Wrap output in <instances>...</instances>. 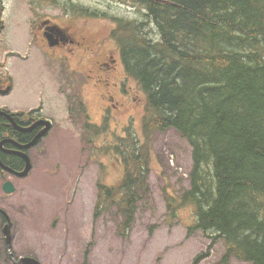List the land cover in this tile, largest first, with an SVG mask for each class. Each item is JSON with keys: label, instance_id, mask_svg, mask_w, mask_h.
Wrapping results in <instances>:
<instances>
[{"label": "rangeland", "instance_id": "1", "mask_svg": "<svg viewBox=\"0 0 264 264\" xmlns=\"http://www.w3.org/2000/svg\"><path fill=\"white\" fill-rule=\"evenodd\" d=\"M56 1L0 0V84L11 86L10 93L0 94V108L6 106L11 112L27 110L35 106L43 91L46 102L41 114L57 116L61 120L64 138L69 139L68 142L56 140L44 160H39L40 165L45 161L42 168L17 182V192L9 197L23 208L20 211L23 214L18 215L13 252L15 249L17 255H34L42 264H248L232 256L226 257L227 246L222 238L214 240L201 230H191L195 218L190 205L175 208V214H172L168 207L169 196H180L190 187L192 147L174 129L151 132L146 136L143 117L147 95L135 78L128 87L132 101L126 97L119 99L124 106H120L117 114L110 117L107 133L96 138L95 143L106 147L119 140L121 145H125L128 127L133 129L132 133L141 144L151 140L149 192L138 205L131 229L125 233L121 232L122 218L116 209L95 217L99 177L107 184L117 186L126 178L128 166L133 165V161L115 149L111 150V155L95 157L93 148L99 153L102 150L99 146L91 148L88 144L86 148L79 140L70 141L75 132H81L83 120L78 121L76 115L63 114L64 95L58 94L57 90L62 84L68 85V80L76 78V74L69 71L68 77L63 76L57 68L59 63L49 57L51 54L44 53L35 42L28 47V40L37 31L40 20L52 19L67 34L80 32L93 42L96 49L104 47L118 58V42L109 38V31L117 23L113 18L66 14ZM66 1H75L90 9L99 8L101 12L109 11L111 15L134 17L141 10L139 6L123 4L120 0ZM4 2L7 10L3 15ZM70 8L76 9L75 6ZM86 57V63L80 67L85 72L77 76L83 81H96L98 85L92 82L87 86L86 106L92 117L99 121L102 114L101 110L96 111V107L102 102L104 88L99 87L104 85L102 79L108 78L115 83L121 74L114 77L110 76L113 73L108 69H101L95 63L99 55L93 52L87 53ZM90 70L95 77L88 75ZM98 76L102 77L96 78ZM73 84L81 83L74 81ZM113 88L112 85L110 90ZM72 94L73 91L65 96L67 113L69 104L74 100ZM112 94L115 95L114 92ZM129 112L135 114H127ZM85 134L87 136V132ZM78 138H81L80 134ZM66 152L69 160L66 168L69 171L63 168L61 176L55 175L56 170H50L49 166L54 162L63 165L62 155L66 158ZM99 160L102 161L101 174L96 166ZM82 163L87 165L84 171L80 169L82 165L79 164ZM7 209L9 213L15 211ZM32 212H36L35 217ZM22 218L26 219V224H23ZM55 222L56 227L53 225ZM0 264L12 263L0 256Z\"/></svg>", "mask_w": 264, "mask_h": 264}, {"label": "trees", "instance_id": "2", "mask_svg": "<svg viewBox=\"0 0 264 264\" xmlns=\"http://www.w3.org/2000/svg\"><path fill=\"white\" fill-rule=\"evenodd\" d=\"M120 1L141 7L113 15V36L148 96L145 134L174 129L192 147L190 187L169 209L190 205L191 230L264 264V0ZM113 149L133 165L119 185L98 183L95 215L116 209L125 233L149 192L151 140Z\"/></svg>", "mask_w": 264, "mask_h": 264}, {"label": "flooded vegetation", "instance_id": "3", "mask_svg": "<svg viewBox=\"0 0 264 264\" xmlns=\"http://www.w3.org/2000/svg\"><path fill=\"white\" fill-rule=\"evenodd\" d=\"M33 37V41L41 46V50L44 53L51 54L49 57L59 63V71L65 77L69 76V71L80 72V67L86 63V54L90 52H93L94 55H99L95 60V63L98 64L101 69L106 68L112 72L113 74L110 76L115 77L119 74L122 76V71L120 72V61L112 51L105 50L104 47L99 50L96 49L93 42L80 32L73 35L67 34L65 30L52 19L40 20L37 26V31L34 33ZM41 39L44 41H41ZM50 40H54L56 45H53ZM46 46L49 51H47ZM69 52H72L71 56L69 55ZM69 66H71V68H69ZM88 75L94 76L93 70H90V74ZM121 76L115 83H112L108 78L102 79L104 85L99 86L100 88H104L101 93L102 102L96 107V111L101 110L100 114H102L99 121L95 117H92L91 112L86 106L87 86L91 85L92 82L97 85L96 81H83L76 75V78L73 80H68V85H60L64 90L70 92L73 91L72 95L80 104L81 111L85 114V119L89 124L94 125L95 132L98 136H101L103 133L102 124L104 119L109 114H117V110L120 109V106H124V102H120L119 99L121 98L122 100L124 97L129 98V96H131L129 88L125 81L121 79ZM99 77L102 76L96 78ZM74 81H78L81 84H73ZM112 85L115 88L110 90ZM0 87L4 86L0 84ZM64 92L61 94L64 95ZM113 92L115 95L112 94ZM132 98L135 99L134 95H132ZM43 108V106H40L39 108L31 110L29 113H26L25 111L11 112L9 109H4L5 114H0V243L4 249V257L14 264H17V260L21 256H25V254L19 256L16 254L15 249V253L13 252V241L12 239L11 241L8 239L6 224L8 221L11 222V225L13 226L14 240L18 232V215L23 214L20 212L23 208L20 204L12 201L9 197L17 192V182L20 180L22 181L30 175L32 176L37 170H39L41 165L45 162L44 161L40 165L39 160H44L56 140L64 137L60 121L56 119L55 115L41 114ZM95 114H97V112ZM127 114H134V112H129ZM96 117L98 118V114ZM98 146L102 149L101 143H99ZM110 153H106V151L102 149L99 151V156H102V154L111 155ZM66 154L68 157V153ZM25 155H29L32 164H30L31 168L29 173H27V175H21L20 173L23 172L27 166ZM62 158L63 165L55 162L52 163L54 166H49L56 170L55 175L58 176H61L63 168L66 169V172L69 171V169L66 168L67 160L65 159V156L62 155ZM96 166L98 167L99 174H101L100 170L102 171V161L99 160L96 163ZM44 169L45 168H43V170ZM51 173L52 172L48 174ZM7 181L12 182V185L15 188L14 192L7 193L5 191L4 185ZM7 207H9V209H14L15 211L9 213ZM3 211L6 212V216ZM32 216L35 217L36 212H32ZM22 221L23 224L27 223L25 218H22ZM53 225L56 227L57 223L55 222Z\"/></svg>", "mask_w": 264, "mask_h": 264}, {"label": "water", "instance_id": "4", "mask_svg": "<svg viewBox=\"0 0 264 264\" xmlns=\"http://www.w3.org/2000/svg\"><path fill=\"white\" fill-rule=\"evenodd\" d=\"M10 90H11L10 86H8L7 88H4V89L0 88V93L1 94H7L8 92H10ZM0 114H5V112L4 111H0ZM25 158L27 160V166H26L25 170L20 173L21 175H27V173H29V170L31 168L28 156L25 155ZM4 187H5L6 191L9 192V193H11V192H13L15 190V188H13L11 182H7ZM3 213L6 216V212L3 211ZM8 235H9L8 239H9V241H11V239H13V234L12 233H8ZM17 263L18 264H42V262L39 259H37L36 257H34V256H22L20 258V260L17 261Z\"/></svg>", "mask_w": 264, "mask_h": 264}, {"label": "bare ground", "instance_id": "5", "mask_svg": "<svg viewBox=\"0 0 264 264\" xmlns=\"http://www.w3.org/2000/svg\"><path fill=\"white\" fill-rule=\"evenodd\" d=\"M156 1V0H155ZM154 15V14H153ZM239 40V39H238Z\"/></svg>", "mask_w": 264, "mask_h": 264}]
</instances>
